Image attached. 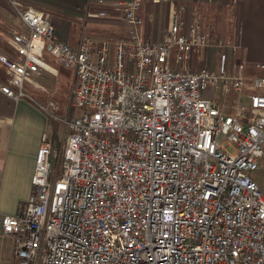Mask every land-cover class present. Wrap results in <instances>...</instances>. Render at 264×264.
<instances>
[{
	"label": "built area",
	"instance_id": "built-area-1",
	"mask_svg": "<svg viewBox=\"0 0 264 264\" xmlns=\"http://www.w3.org/2000/svg\"><path fill=\"white\" fill-rule=\"evenodd\" d=\"M146 1L96 0L86 19L119 17L125 35L99 44L84 35L72 47L49 14L8 0L21 26L8 40L17 59L0 56L9 76L0 92L29 97L28 85L57 74L47 55L75 73L79 113L64 120L62 146L43 134L34 193L0 215L11 264H264V193L253 178L264 158V77L231 71L226 54L195 70L215 43L184 5L163 40L148 41ZM210 90L248 104L228 114ZM37 105L58 119L56 103Z\"/></svg>",
	"mask_w": 264,
	"mask_h": 264
},
{
	"label": "crops",
	"instance_id": "crops-1",
	"mask_svg": "<svg viewBox=\"0 0 264 264\" xmlns=\"http://www.w3.org/2000/svg\"><path fill=\"white\" fill-rule=\"evenodd\" d=\"M95 1L22 0L25 6L35 7L49 14L58 40L72 47H78L82 37L87 34L94 41L102 40L101 37L116 40L125 35L126 25L119 17L111 16L100 23L86 19L88 9L98 10ZM180 5L186 6L190 15L197 13L205 25L211 26L215 42L222 36L233 40L241 61L248 64V70H260L258 67L264 64V0H171L169 3L158 4L147 0L141 15L145 20L142 32L148 41L158 43L163 40L170 26L171 12ZM20 26V20L8 0H0L1 57L11 61L17 59L8 40L12 30ZM208 56V52H201L195 58L200 65L209 63L207 67L216 69L217 63L212 60L209 62ZM260 72L262 75L249 77H264V72ZM45 76L39 78V81L44 80ZM8 78L6 65L0 60V81L7 83ZM31 87L28 85L27 89L30 90ZM207 96L215 97L228 114L235 113L238 105L248 104L245 99H237V95L224 98L217 90L208 91ZM36 98L29 94L27 98L14 100L0 92L1 216L17 214L34 193L32 180L37 152L43 134L50 132V121L37 105L43 100ZM253 178L264 191V158ZM4 241L9 243L8 246H5ZM13 257V239L0 233V262L11 264Z\"/></svg>",
	"mask_w": 264,
	"mask_h": 264
},
{
	"label": "rangeland",
	"instance_id": "rangeland-1",
	"mask_svg": "<svg viewBox=\"0 0 264 264\" xmlns=\"http://www.w3.org/2000/svg\"><path fill=\"white\" fill-rule=\"evenodd\" d=\"M99 21L97 23H100V21L103 20H96ZM85 36H89L88 34ZM103 38L100 41H96V43H101L103 41H117L119 39H112V38ZM223 43V45H220V43ZM231 42V46L227 47V44ZM233 40H230L227 36L220 37L216 40V42L213 40V51H208V59L216 62L218 60V57L221 54H226L228 58V64L229 68L233 72H241L243 75L249 77L254 75H262L259 69L254 70H248V64L241 61L239 51L234 48ZM201 54V53H200ZM199 54H197L195 57H197ZM45 61L55 67L57 69V74H47L44 78V80L39 81L40 87L38 88H32L30 90L25 89V91L33 95L34 97H37L40 104L46 105L48 102L52 101L56 103V105L59 107V110L54 111V115L58 117V119L51 118L48 119L50 121V132L52 133V137L55 145L60 147L65 143V139L67 136V130H66V124L64 120H71L74 117H77L79 113L76 111V109L73 107V92L76 85V77L75 73L71 70L65 69L64 67L58 66L55 64L53 59L45 55ZM199 64L198 60L196 61V58L193 62V68L195 70H199L201 68L207 67L209 63L206 65ZM259 68V67H258ZM254 72V73H251ZM231 95L236 96V93H232ZM42 96V98H40ZM36 98V100H37ZM41 99V100H40ZM231 100V99H229ZM229 105V104H227ZM221 143L225 145L227 149H231V146H229L228 142L225 140V138L221 139ZM264 193V191H263ZM5 246H8L9 243L7 241H4ZM12 261V260H11ZM0 264H4V262H0Z\"/></svg>",
	"mask_w": 264,
	"mask_h": 264
}]
</instances>
